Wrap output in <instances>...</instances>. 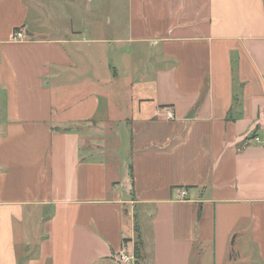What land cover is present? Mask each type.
Segmentation results:
<instances>
[{
  "label": "crops",
  "instance_id": "crops-1",
  "mask_svg": "<svg viewBox=\"0 0 264 264\" xmlns=\"http://www.w3.org/2000/svg\"><path fill=\"white\" fill-rule=\"evenodd\" d=\"M263 127L264 0H0V264H264Z\"/></svg>",
  "mask_w": 264,
  "mask_h": 264
},
{
  "label": "built area",
  "instance_id": "built-area-1",
  "mask_svg": "<svg viewBox=\"0 0 264 264\" xmlns=\"http://www.w3.org/2000/svg\"><path fill=\"white\" fill-rule=\"evenodd\" d=\"M24 39H25V35L21 30H17L13 32L12 35L13 41H17V40L22 41ZM162 114L164 118L167 120H173L174 118L173 111L169 107L164 108L162 110ZM245 142L246 143L244 144V146H247L250 143H261V144L264 143V127L260 129V133L257 132L256 134H253ZM185 197H186V192L181 191L180 198L185 199ZM113 257L119 264H135L136 260H135L131 239H125L123 241L122 248L118 252L114 253Z\"/></svg>",
  "mask_w": 264,
  "mask_h": 264
},
{
  "label": "rangeland",
  "instance_id": "rangeland-1",
  "mask_svg": "<svg viewBox=\"0 0 264 264\" xmlns=\"http://www.w3.org/2000/svg\"><path fill=\"white\" fill-rule=\"evenodd\" d=\"M85 3L87 4V0H85ZM102 7H103V5H102ZM110 87H111L112 91L115 93V95L117 94V96H118V92L119 91H125L126 88H127V91L130 90L128 88V84H126L124 82H121V81H115L113 84L108 86L109 89H110ZM117 96H116V98H117ZM113 101L116 102V99H113ZM114 111H115L114 116L116 117V119L113 121V126H116L118 121H119V119L121 117H123L125 115V113H126L125 104L123 102H119V103H117V105L114 104ZM126 139L127 138L125 137V140ZM118 157H119V154H118ZM121 157H122L121 159L118 158L120 161L117 162V164L120 165V163H121V166H122L124 158H123V155H121Z\"/></svg>",
  "mask_w": 264,
  "mask_h": 264
},
{
  "label": "trees",
  "instance_id": "trees-1",
  "mask_svg": "<svg viewBox=\"0 0 264 264\" xmlns=\"http://www.w3.org/2000/svg\"><path fill=\"white\" fill-rule=\"evenodd\" d=\"M135 242H134V255H135V264H139L142 260L143 254H142V244L140 241L139 233L137 227L135 228Z\"/></svg>",
  "mask_w": 264,
  "mask_h": 264
}]
</instances>
